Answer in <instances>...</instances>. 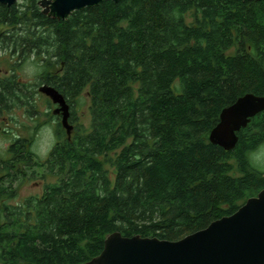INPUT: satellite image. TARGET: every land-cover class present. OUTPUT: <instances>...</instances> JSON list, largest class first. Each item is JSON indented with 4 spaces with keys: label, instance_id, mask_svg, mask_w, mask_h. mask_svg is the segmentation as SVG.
I'll list each match as a JSON object with an SVG mask.
<instances>
[{
    "label": "trees",
    "instance_id": "16d2710c",
    "mask_svg": "<svg viewBox=\"0 0 264 264\" xmlns=\"http://www.w3.org/2000/svg\"><path fill=\"white\" fill-rule=\"evenodd\" d=\"M40 1L0 4V56L16 59L12 72L42 65L35 84L0 76V115L36 117L49 86L74 129L54 115L44 161L22 137L0 156V264H86L114 232L179 241L263 190L249 156L264 144V112L232 151L208 139L225 108L264 96V2L104 0L58 20ZM84 92L88 128L75 125ZM27 180L43 189L16 203Z\"/></svg>",
    "mask_w": 264,
    "mask_h": 264
},
{
    "label": "water",
    "instance_id": "95a60500",
    "mask_svg": "<svg viewBox=\"0 0 264 264\" xmlns=\"http://www.w3.org/2000/svg\"><path fill=\"white\" fill-rule=\"evenodd\" d=\"M103 1L41 0L39 7L54 19L66 20L73 12L97 6ZM16 2L0 0V4L9 7ZM40 93L57 106L53 114L61 116L65 133L71 137L74 126L69 122L70 106L65 98L49 86L41 87ZM262 112L264 96L246 94L240 97L220 113V122L208 140L227 152L234 150L238 133ZM86 264H264V188L234 215L214 221L206 229L179 241L124 237L114 232L107 235L101 254Z\"/></svg>",
    "mask_w": 264,
    "mask_h": 264
},
{
    "label": "rangeland",
    "instance_id": "374dc122",
    "mask_svg": "<svg viewBox=\"0 0 264 264\" xmlns=\"http://www.w3.org/2000/svg\"><path fill=\"white\" fill-rule=\"evenodd\" d=\"M7 30L1 27L0 32ZM16 59H12L9 53H2L0 56V76H8L15 73L22 82L35 84L36 78L42 71V65L36 61H28L24 64L16 65L15 71L12 72V65ZM17 64V62H15ZM14 63V64H15ZM37 115L30 117L26 114L23 107L13 109L0 115V156H7V150L14 137L29 138L32 140V149L38 155L40 160H45L57 141L55 133L57 119L54 118L53 112L57 106L53 105L51 100L43 94L36 95ZM89 97L84 92L78 101V121L76 126L83 125L88 128L90 117L88 112ZM252 164L261 172H264V144L257 150H254L249 156ZM236 175L240 172L236 169ZM44 182L41 180H27L19 185V198L15 201L20 203L24 198L41 193ZM14 202V203H15Z\"/></svg>",
    "mask_w": 264,
    "mask_h": 264
},
{
    "label": "flooded vegetation",
    "instance_id": "af4514ba",
    "mask_svg": "<svg viewBox=\"0 0 264 264\" xmlns=\"http://www.w3.org/2000/svg\"><path fill=\"white\" fill-rule=\"evenodd\" d=\"M60 117V116H59Z\"/></svg>",
    "mask_w": 264,
    "mask_h": 264
}]
</instances>
